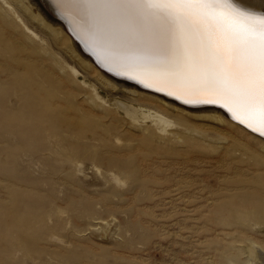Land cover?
<instances>
[{"label": "rangeland", "instance_id": "1", "mask_svg": "<svg viewBox=\"0 0 264 264\" xmlns=\"http://www.w3.org/2000/svg\"><path fill=\"white\" fill-rule=\"evenodd\" d=\"M129 88L0 0V264H264V139Z\"/></svg>", "mask_w": 264, "mask_h": 264}, {"label": "snow or ice", "instance_id": "2", "mask_svg": "<svg viewBox=\"0 0 264 264\" xmlns=\"http://www.w3.org/2000/svg\"><path fill=\"white\" fill-rule=\"evenodd\" d=\"M57 2L94 10L108 22L120 42L157 51L173 68H179L189 58L185 35L198 36L193 45L195 56L211 62L215 69L204 73L207 90L226 102L264 114V12L251 11L240 0ZM199 102L215 103L216 99ZM260 135L264 136V132Z\"/></svg>", "mask_w": 264, "mask_h": 264}, {"label": "bare ground", "instance_id": "3", "mask_svg": "<svg viewBox=\"0 0 264 264\" xmlns=\"http://www.w3.org/2000/svg\"><path fill=\"white\" fill-rule=\"evenodd\" d=\"M31 1L35 2L38 8L51 18V21L62 27L87 61L110 79L115 78L123 81L124 84L129 83L132 87L129 89L160 99L166 104L185 108H214L248 132H253L264 139V136L260 135L264 132V114L259 110L249 111L242 105L231 101L226 102L225 98L207 90L204 73L215 69L211 62L205 63L195 56L193 45L199 39L198 36L185 35L190 52L189 58L179 68H173L168 66L167 61L157 51H144L120 42L108 22L96 15L94 10L77 4H61L57 0ZM240 3L251 11L264 12V1L240 0ZM214 23L219 24L216 21ZM220 27L223 28V25L221 24ZM82 49L89 52L91 56ZM94 60L115 75L100 69ZM142 86L164 92L182 103ZM208 98H215L214 104L219 105L223 110L215 105H194ZM118 106L132 120H137L139 117L146 119L158 116L148 109L137 108L128 103H118Z\"/></svg>", "mask_w": 264, "mask_h": 264}, {"label": "water", "instance_id": "4", "mask_svg": "<svg viewBox=\"0 0 264 264\" xmlns=\"http://www.w3.org/2000/svg\"><path fill=\"white\" fill-rule=\"evenodd\" d=\"M77 41V40H76ZM82 51H84L86 54H88V55H90L91 56V54L89 53V52H87V51H85L84 49H82ZM93 58V57H92ZM95 61V60H94ZM96 62V61H95ZM96 64H97V66L98 67H100V69H102V70H104V71H107L108 73H112L111 71H109V70H107L106 68H104V67H102V66H100L97 62H96ZM112 75H115V74H113L112 73ZM119 77V76H118ZM124 77V76H123ZM131 81V80H130ZM134 83H136V82H134ZM143 87V86H142ZM143 88H145V89H148V90H150V91H153V92H155V93H159V94H161V95H163V96H165V97H167V98H170L171 100H176V101H178L175 97H173V96H170V95H167V94H165L164 92H161V91H158V90H155V89H152V88H146V87H143ZM178 102H180V101H178ZM180 103H182V102H180ZM184 104V103H183ZM186 105V104H185ZM194 105H215L217 108H219V109H221V110H223V108L222 107H220L219 105H216V104H214V103H195ZM256 133H258V132H256ZM259 134V133H258Z\"/></svg>", "mask_w": 264, "mask_h": 264}]
</instances>
